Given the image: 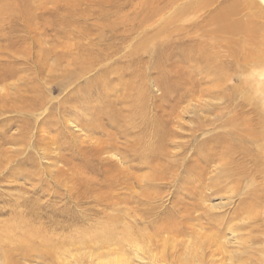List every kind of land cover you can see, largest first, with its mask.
Wrapping results in <instances>:
<instances>
[{
  "label": "rangeland",
  "instance_id": "1",
  "mask_svg": "<svg viewBox=\"0 0 264 264\" xmlns=\"http://www.w3.org/2000/svg\"><path fill=\"white\" fill-rule=\"evenodd\" d=\"M0 1V12L12 10L0 38L2 94L39 106L11 110L15 102L7 95L9 113L0 115V159L7 151L14 158L0 170V264H179L180 253L191 256L187 244L204 246L200 233L214 239L203 247L202 264H264V0ZM71 114L86 122L78 139L63 125ZM43 129L47 141L64 143L69 163H44L31 143L44 145ZM158 132L166 136L165 155L152 146L147 158L164 173L147 188L149 198L139 197L146 190L140 176L155 171L137 170L138 159L124 174L101 153L150 149ZM175 132L183 134V146L172 162ZM58 168L63 179H55ZM199 181L211 185L207 192L222 217L200 210ZM10 226L13 241L5 240ZM106 229L113 241L99 246L96 235ZM30 231L36 233L27 235L29 244L53 239L68 248L60 251L72 252L70 259L25 255L17 240Z\"/></svg>",
  "mask_w": 264,
  "mask_h": 264
},
{
  "label": "bare ground",
  "instance_id": "2",
  "mask_svg": "<svg viewBox=\"0 0 264 264\" xmlns=\"http://www.w3.org/2000/svg\"><path fill=\"white\" fill-rule=\"evenodd\" d=\"M4 1V0H3ZM14 1V0H13ZM0 2H2V1H0ZM8 3H10L9 1H7ZM3 3V2H2ZM5 6H6V4H5ZM14 6V5H13ZM17 6V5H16ZM4 8V7H3ZM12 11V10H11ZM10 10H8V11H2V9H1V12H0V38H4L5 39V37H6V34L4 33H1L2 31H3V29H5L7 26H11V23L12 22H6V18L8 17V16H10V12H11ZM13 15H14V13H13ZM227 15V13L226 14H224V16H223V18H225L226 19V16ZM229 15V14H228ZM23 16H24V14H23ZM11 17V16H10ZM9 17V18H10ZM16 17V16H15ZM222 18V19H223ZM10 21V20H9ZM13 21V20H12ZM28 23V22H27ZM19 24V23H18ZM25 24V23H24ZM26 25V24H25ZM237 25V28H239V27H241V26H243V25H240V24H236ZM14 26V25H13ZM15 26H17V25H15ZM14 26V27H15ZM21 26V25H20ZM23 26V25H22ZM27 27V26H26ZM231 27H232V25H231ZM11 28V27H10ZM31 28V27H30ZM9 29V28H8ZM17 29V28H16ZM21 29V28H20ZM240 30H241V28H239ZM13 30V29H12ZM5 31V30H4ZM15 31V30H14ZM22 31V30H21ZM23 31H25V30H23ZM32 31V30H31ZM39 31V30H38ZM27 32V31H26ZM28 32H30V30L28 31ZM12 33H14V32H12ZM19 33V32H18ZM28 34V33H27ZM9 37H10V35H9ZM29 37V36H28ZM7 40H8V38H7ZM10 40H11V37H10ZM29 40H30V38H29ZM28 40V41H29ZM31 40H32V38H31ZM34 40H36V38H34ZM46 40V39H45ZM2 41V40H1ZM43 41V40H42ZM44 42V41H43ZM37 43V42H36ZM1 45V44H0ZM5 47H6V45H4ZM3 48V47H2ZM9 49V48H8ZM73 49H76V48H73ZM80 49V48H79ZM82 49V48H81ZM201 49V48H200ZM7 50V49H6ZM9 51V50H8ZM27 52V51H26ZM32 52H34V51H32ZM37 52H39V51H37ZM54 52H55V50H54ZM11 53V52H10ZM17 53H18V50H17ZM59 53V52H58ZM58 53H57V55H58ZM81 53V52H80ZM15 54V53H14ZM27 54V53H26ZM43 54V53H42ZM69 54V53H68ZM77 54V53H76ZM18 55V54H17ZM22 55V54H21ZM62 55H63V53H62ZM64 55H65V53H64ZM70 55V54H69ZM74 55V54H73ZM81 55V54H80ZM82 55H85V54H83L82 53ZM81 55V56H82ZM16 56V55H15ZM23 56V55H22ZM37 56V55H36ZM35 56V57H36ZM59 56V55H58ZM57 56V57H58ZM66 57H67V55H65ZM56 57V56H55ZM55 57H54V59H55ZM72 57V56H71ZM85 57V56H84ZM64 58V57H63ZM19 59H22V61H23V58L21 57H19ZM53 59V58H52ZM67 59V58H66ZM86 60H88L87 58H85ZM192 59H195V57L193 58L192 57ZM214 59V58H213ZM229 59V58H228ZM15 61H17L18 62V60L17 59H14ZM64 60H65V58H64ZM72 60V59H71ZM78 60V59H77ZM262 60V59H261ZM7 61V60H6ZM5 61V62H6ZM57 61V60H56ZM89 61V60H88ZM97 61H99V60H97ZM194 60H192V62H193ZM16 62V63H17ZM21 62V61H20ZM19 62V63H20ZM58 62V61H57ZM69 61H67V63H68ZM72 62V61H71ZM80 62V61H79ZM204 62V61H203ZM213 62V61H212ZM247 62V61H246ZM8 63V62H7ZM50 63V62H49ZM82 63V62H81ZM90 63V62H89ZM88 63V64H89ZM91 63H93V62H91ZM90 63V64H91ZM195 63V62H194ZM51 64V63H50ZM49 64V65H50ZM56 64V63H55ZM73 64V63H72ZM77 64V63H76ZM93 64H95L96 65V63L94 62ZM93 64H91L90 66H91V68H92V66H93ZM101 64V63H100ZM7 65V64H6ZM60 65V64H59ZM74 65V64H73ZM82 65H86V64H82ZM99 65V64H98ZM103 65V64H102ZM193 65H195V64H193ZM196 65H197V63H196ZM51 66H54L53 65V63H52V65ZM66 66V65H65ZM72 66V65H71ZM71 66H69V67H71ZM90 66L88 65L87 66V68L86 69H88V67L90 68ZM202 66V65H201ZM211 66V65H210ZM55 67V66H54ZM51 68V69H54L55 70V68ZM95 67V66H94ZM93 67V68H94ZM103 67V66H102ZM217 67V66H216ZM10 68V67H9ZM49 68V67H48ZM62 68V67H61ZM72 68V67H71ZM81 68H84V67H81ZM81 68H80V70H81ZM90 68V69H91ZM249 68V67H248ZM260 68V67H259ZM76 69V68H75ZM78 69V68H77ZM89 69V70H90ZM97 69H98V67H97ZM99 69H101V68H99ZM60 70V69H59ZM72 70V69H71ZM85 70V69H84ZM83 69L81 70V72L82 71H84ZM94 70V69H93ZM200 70V69H199ZM51 71V70H50ZM62 71H64V70H62ZM65 71H67V70H65ZM68 71H69V69H68ZM87 71V70H86ZM98 71V70H97ZM96 71V72H97ZM201 71V70H200ZM208 71V70H207ZM87 72H90V71H87ZM201 72H203V71H201ZM211 72V71H210ZM46 73V72H45ZM60 73H61V71H60ZM3 74V73H2ZM15 74V73H14ZM44 74V73H43ZM52 74V73H51ZM54 74V73H53ZM87 74V73H86ZM85 74V75H86ZM30 75V74H29ZM31 75H33V74H31ZM34 75H35V73H34ZM55 75H58L59 76V74H54V76ZM90 75V74H89ZM45 76V75H44ZM54 76H52V78L54 77ZM66 76V75H65ZM87 76V75H86ZM34 77V76H33ZM36 77H38V74H37V76ZM42 77V76H41ZM60 77V76H59ZM61 77H63V76H61ZM67 77L69 78V74H67ZM13 78V77H12ZM47 77H45L44 79H46ZM66 78V77H65ZM87 77H85V79H86ZM96 78H98V77H96ZM212 78V77H211ZM211 78H209V79H211ZM43 79V78H42ZM56 78L54 77L53 78V80H55ZM58 79H60V78H58ZM94 79H95V77H94ZM4 80V79H3ZM38 80H39V78H38ZM47 80V79H46ZM89 80V79H88ZM36 81H37V79H36ZM58 81V80H57ZM91 81H92V78H91ZM96 81H97V79H96ZM95 81V82H96ZM104 81H107L106 79L104 80ZM43 82V81H42ZM44 82H47V81H44ZM51 82V81H50ZM66 82V81H65ZM93 82V81H92ZM257 82V81H256ZM91 83V82H90ZM99 83V82H98ZM98 83H97V85H98ZM29 84V83H28ZM105 84H106V82H105ZM105 84H102L101 83V85H104L105 86ZM244 84H245V82H244ZM70 85V84H69ZM108 85V84H107ZM106 85V86H107ZM28 86H30V85H28ZM263 86V84H261V87ZM38 87V86H37ZM83 87V86H82ZM97 87V86H96ZM108 87V86H107ZM106 87V88H107ZM264 87V86H263ZM68 88V87H67ZM101 88V87H100ZM42 89V88H41ZM45 89H47V88H45ZM92 89H94V88H92ZM159 89H160V87H159ZM241 89V88H240ZM239 89V91H241ZM6 90V87L4 86V85H0V115H5V113L6 112H8L9 110V108H7L6 106H8L9 104H7L6 103V99H5V96H7V95H9V96H11L10 94H11V92H9V93H7L5 96H4V94H2L4 91ZM14 90V89H13ZM43 90V89H42ZM245 90H249V87L247 88V89H245ZM261 90H262V88H261ZM30 91V90H29ZM37 91V90H36ZM49 91V90H48ZM214 91V90H213ZM24 92V91H23ZM41 92V91H40ZM6 93V92H5ZM31 93V92H30ZM42 94V93H41ZM49 94V93H48ZM76 94V93H75ZM77 95V94H76ZM86 95V94H85ZM218 95V94H217ZM52 96V95H51ZM62 96V95H61ZM89 96V95H88ZM55 97V96H54ZM244 97L245 98H247V99H250V97L249 96H247L246 97V93L244 94ZM11 99H13L12 101H14L15 103H14V105L12 106H10V107H13L11 110H14V111H21V108L23 107V108H25L27 105H29L31 108H33V109H35V107H37V108H39V106H37V105H35V103L36 102H31V103H27L26 105H24V101L22 100V102L23 103H20L21 101V99H22V96H20L19 94H17V93H15L14 95H12L11 97H10ZM41 97H39L38 99H40ZM51 98V97H50ZM243 98V97H242ZM53 99V98H52ZM41 100V99H40ZM66 100V99H65ZM68 100H70V97H69V99ZM78 100V99H77ZM45 101H46V99H45ZM44 101V102H45ZM53 101V100H52ZM58 101V100H57ZM74 101V100H73ZM43 102V103H44ZM67 102V101H66ZM200 102V101H199ZM41 103H42V101H41ZM40 103V104H41ZM42 103V104H43ZM50 103V102H49ZM69 103V102H68ZM113 103V102H112ZM115 103V102H114ZM134 103V102H133ZM13 104V103H12ZM18 104H23V106L21 107V105L19 106ZM39 104V103H38ZM41 104V105H42ZM50 104H52V103H50ZM75 104V103H74ZM134 104H136V103H134ZM199 104V103H198ZM86 105V104H85ZM193 105V104H192ZM205 105L206 106H209V104L207 103V104H204V108H205ZM28 106V107H29ZM154 106V105H153ZM216 106V105H215ZM45 107V106H44ZM48 107V106H47ZM200 107V106H199ZM210 107H211V105H210ZM23 108H22V110H23ZM43 107H41V109H42ZM196 108V107H195ZM204 108H202V109H204ZM48 109V108H47ZM50 109V108H49ZM59 109V108H58ZM73 109V108H72ZM153 109V108H152ZM198 109V108H197ZM208 110L210 109V108H207ZM25 110V109H24ZM27 110H29V108L27 109ZM35 110H37V109H35ZM135 110V109H134ZM137 110V109H136ZM198 110H201V109H198ZM32 111V110H31ZM39 111V110H38ZM42 111V110H41ZM69 111V110H68ZM118 112V111H117ZM205 112V111H204ZM9 113V112H8ZM19 113V112H18ZM25 113V112H24ZM78 113V112H77ZM79 113H81V112H79ZM78 113V114H79ZM195 113V112H194ZM200 113H201V111H200ZM74 114V113H73ZM199 114V113H198ZM8 115V114H7ZM11 115V114H10ZM13 115H15V114H13ZM12 115V116H13ZM20 115V114H19ZM29 115V114H28ZM82 115V114H81ZM190 115V114H189ZM60 116V115H59ZM85 116V115H84ZM78 117V116H77ZM77 117H73L72 116V114L71 115H67L66 116V118L64 119V121H63V125H65L66 126V128L67 129H69L70 131H71V134H72V137L74 138V139H78V138H80L82 135H83V133L85 132V129L84 128H86V127H84V126H82V125H84L85 123H83L82 121H81V119H78ZM151 117V116H150ZM46 118V117H45ZM81 118V117H80ZM83 118V117H82ZM24 119V118H23ZM89 119V118H88ZM143 119V118H142ZM37 120V119H36ZM18 121V120H17ZM182 121V120H181ZM113 122V121H112ZM119 122V121H118ZM105 123V122H104ZM114 123H115V121H114ZM26 124V123H25ZM195 124V123H194ZM87 125V124H86ZM224 125H226L225 123H223V126ZM88 126V125H87ZM106 126V125H105ZM110 126V125H109ZM180 127H181V125H179ZM222 126V125H221ZM27 127V126H26ZM42 127V126H41ZM51 127V126H50ZM89 127V126H88ZM108 127V126H107ZM113 127H114V124H113ZM121 127H123V125L121 126ZM121 127H120V129H121ZM140 127V126H139ZM179 127V128H180ZM92 128V127H91ZM104 128V127H103ZM110 128H112V127H110ZM118 128V127H117ZM126 128V127H125ZM130 128V127H129ZM182 128V127H181ZM42 129V128H41ZM116 129V128H115ZM123 129V128H122ZM121 129V130H122ZM127 129V128H126ZM133 129V128H132ZM159 129V128H158ZM44 130L45 129H43V134L42 133H40L39 134V138L41 139V141L44 143V145H42V144H38L37 142H31L32 143V145H37V147H36V149L40 152V157L42 158V160L43 161H45L44 163L45 164H48V165H50V166H52V165H58V163H63V162H67V160L68 159H66V157H64L63 156V153H62V149H63V145H64V143H60V144H58V143H56V142H54V143H52V142H50V141H47L45 138H43L44 137V133H46V132H44ZM68 130V131H69ZM87 130V129H86ZM108 130H109V127H108ZM112 130V129H111ZM125 130V129H124ZM162 130V129H161ZM220 130H222V127H221V129ZM118 130H116V132H117ZM128 131V130H127ZM159 131H160V129H159ZM251 131V130H250ZM103 132V131H102ZM161 132V131H160ZM180 132V131H179ZM184 132V131H183ZM189 132V131H188ZM59 133V132H58ZM91 133H92V131H91ZM249 133V132H248ZM95 134V133H94ZM97 134V133H96ZM99 134V133H98ZM97 134V135H98ZM119 134V133H118ZM121 134V133H120ZM126 134V133H125ZM148 134V133H147ZM14 135V134H13ZM33 135V134H32ZM54 135V134H53ZM87 135V134H86ZM137 135V134H136ZM174 136V138L175 139H173V138H170L169 140H171L172 141V147H174V149H175V151H177V152H174V150L173 149H171L172 151H170V148H169V151H170V155L171 156H168L167 155V158L168 159H170V160H172V162L173 161H178V150H180L181 148H182V146H183V143L182 142H179V138H182L183 137V134H181V133H178V132H175L174 134H173ZM46 136V135H45ZM114 136V135H113ZM112 136V137H113ZM117 136V135H116ZM157 136V135H156ZM185 136V135H184ZM247 136H250L249 134H247ZM52 137V136H51ZM85 137V136H84ZM165 135H159V132H158V137H157V140L155 141V144H150V149L148 148V146H147V148H144V149H142V147L140 148L138 145H136V146H138V148H135V149H133L132 147L133 146H131V147H128L127 149H126V151L124 152V153H122V152H120V151H118V154L117 155H113V154H111V155H109L108 157H104V156H107V154L109 153L108 151H106L105 149L102 151V153H101V159L103 160V161H105L104 163L108 166L110 163H112V164H114L118 169H120L121 170V172H123L124 174H125V172H126V170H129V168H130V164L132 163V165H134L133 167H137L138 165H137V163H138V159L140 160L139 161V163H140V166H141V168L140 167H137L136 169L137 170H139V171H142L143 170V168L144 169H146V168H149V169H153V167L154 166H149L150 165V160H152V159H149V158H147L148 156H150V155H148V153H150V151L152 150V146H154L156 149H158L157 151H159V152H161L162 153V155L164 154L165 155V152H163V149H164V146H166L165 145ZM18 138H19V134H17L16 136H14V140H16L17 139V141L16 142H13L12 143V145L14 146L15 145V147L16 146H18L19 145V140H18ZM86 139H87V137H85ZM111 138V137H110ZM123 138V137H122ZM53 139H54V137H53ZM84 139V138H83ZM141 140L142 139H144V137L142 136L141 138H140ZM155 139V138H154ZM58 140V139H57ZM81 140V139H80ZM134 140H138V138H137V136H135L134 137ZM32 141V140H31ZM79 141V140H78ZM120 141V140H119ZM24 143V142H23ZM98 143V142H97ZM143 143V142H142ZM49 145V146H48ZM87 145V144H86ZM130 145V144H129ZM22 146V145H21ZM24 146V145H23ZM94 146V145H93ZM101 146V145H100ZM112 145H110V147H111ZM127 146H128V144H127ZM31 147V146H30ZM87 147V146H86ZM119 147V146H118ZM145 147H146V144H145ZM235 147V146H234ZM19 148V147H18ZM88 148V147H87ZM13 149V148H12ZM90 149V148H89ZM142 149V150H141ZM154 149V148H153ZM112 150V149H111ZM120 150H121V148H120ZM123 150V149H122ZM234 150V149H233ZM232 150V151H233ZM13 151V150H12ZM18 151V149L17 150H15V152H17ZM89 151V150H88ZM99 150L97 149V152H98ZM153 151V150H152ZM263 151H264V149H263ZM20 152V151H19ZM69 152V151H68ZM81 152H83V151H81ZM96 152V153H97ZM127 152V153H126ZM5 153V152H4ZM9 152L7 151L6 152V154H5V156L4 157H2V159H0V170H1V168L2 167H4V163L5 162H7V163H10L13 159L11 158V156H9V155H7ZM95 153V154H96ZM128 153H130V155H132L131 157H129L128 156ZM28 154V153H27ZM72 154V153H71ZM85 154V153H84ZM151 154V153H150ZM17 155V154H16ZM3 156V155H2ZM96 157H97V155H96ZM99 157V156H98ZM97 157V158H98ZM103 157H104V159H103ZM83 158V157H82ZM152 158V157H151ZM235 158V157H234ZM248 158V157H247ZM36 159V158H35ZM99 159H100V157H99ZM70 160V159H69ZM85 160H87V159H85ZM167 160V159H166ZM165 160V161H166ZM53 161V162H52ZM155 161V160H154ZM227 161V160H226ZM102 162V161H101ZM42 163V162H41ZM64 163V164H65ZM67 163H69V162H67ZM152 163V162H151ZM245 163V162H244ZM44 164V165H45ZM228 165V164H227ZM237 165V164H236ZM107 166H106V168H107ZM42 167V166H41ZM163 166L161 167V168H156V171H155V173H153L152 175L150 174L149 175V173L148 174H146V175H141L140 177H141V180H142V182H143V188H146V190L145 191H143L142 193H140V195H139V197H145V198H149L148 196H147V194H146V191L147 190H150V189H152L151 187H150V184H152L154 181H156V180H158V178L162 175V172L164 173V170H163ZM168 168V167H167ZM50 170H53V169H50ZM49 170V171H50ZM65 170V169H64ZM106 170H109V168H107ZM132 170V169H131ZM250 170V169H249ZM6 171V170H5ZM61 171V170H60ZM60 171H59V168L56 170V178L55 179H59V178H61V179H63L62 178V175L60 174ZM90 171V170H89ZM219 171V170H218ZM217 171V172H218ZM220 171H221V169H220ZM213 172H214V170H213ZM212 172V173H213ZM252 173V172H251ZM51 175V174H50ZM107 175V174H106ZM118 175V174H117ZM132 175V174H131ZM204 174H202V176H203ZM136 176H138V175H136ZM178 176H179V174H178ZM87 177V176H86ZM113 177V176H112ZM133 177V176H132ZM28 178V177H27ZM66 178V177H65ZM179 178V177H178ZM177 178V179H178ZM68 179V178H67ZM87 179V178H86ZM107 179V178H106ZM115 179V178H114ZM135 179V178H134ZM164 179V178H163ZM105 180V179H104ZM140 180V179H139ZM140 180V181H141ZM160 180V179H159ZM162 180V179H161ZM199 180H202V179H199ZM232 180V179H231ZM116 181V180H115ZM114 181V182H115ZM71 182V181H70ZM110 182V181H109ZM164 182V181H163ZM58 183V182H57ZM67 183V182H66ZM184 183V182H183ZM182 183V184H183ZM188 183V182H187ZM190 183V182H189ZM62 184V183H61ZM75 185V184H74ZM188 185V184H187ZM58 186V185H57ZM183 186V185H182ZM184 186H186V185H184ZM95 187V186H94ZM181 187V186H180ZM211 185L210 184H206V183H204V182H202V181H199V183H198V185L194 188L196 191H197V195H198V200L200 201V210H202L203 211V214H207V215H210V216H217V217H222V215L221 214H219V215H217L218 213H217V211H219V208H220V206L221 205H215V206H213L212 205V203H211V199H210V194L211 193H208L207 191H210L211 190ZM62 188H64V187H62ZM147 188H150V189H147ZM66 189V188H65ZM68 189V188H67ZM193 189V190H194ZM60 190V189H59ZM119 192V191H118ZM150 192V191H149ZM187 192V191H186ZM190 192V191H189ZM131 193V192H130ZM151 193V192H150ZM154 194V193H153ZM152 194V195H153ZM192 194V193H191ZM190 194V195H191ZM135 195V194H134ZM133 195V196H134ZM67 196V195H66ZM136 197V196H135ZM261 197L262 198H264V193L263 194H261ZM151 198V197H150ZM157 198V197H156ZM158 199H159V197H158ZM163 199V198H162ZM146 200V199H145ZM157 199H154V201H156ZM161 200V199H160ZM159 200V201H160ZM213 200H214V197H213ZM151 201V200H150ZM226 201V200H225ZM263 201V200H262ZM102 202V201H101ZM152 202V201H151ZM158 202V201H157ZM242 204V203H241ZM157 205V204H156ZM152 206V205H151ZM220 209H222V208H220ZM188 210V209H187ZM199 211V210H198ZM183 212V211H182ZM260 213V212H259ZM199 214V213H198ZM187 217V216H186ZM261 217V216H260ZM184 219V218H183ZM198 219V218H197ZM248 219V218H247ZM182 225V224H181ZM167 226H168V224H167ZM178 226H179V224H178ZM17 227H19L18 225L16 226V227H14V228H17ZM170 227V226H169ZM173 227V226H172ZM177 227V226H176ZM175 227V228H176ZM235 227V226H234ZM238 227H239V225H238ZM168 228V227H167ZM174 228V227H173ZM179 228V227H178ZM13 227H11L10 226V229L9 230H7V229H5V231H4V233H6L8 236H6V235H4V237L6 238L5 240H11V241H13V240H15L14 239V235H16L15 233H16V231H15V229H13ZM169 229V228H168ZM232 229H233V226H232ZM235 230V229H234ZM28 231V230H27ZM160 231V230H159ZM31 232V231H30ZM29 232V234H26V238L24 239H18L17 241L19 242V244H20V249L23 251V253L26 255L27 254V256H29V255H31V254H39V253H43V254H47V256L49 255V256H51L52 257V259L54 260V256H56V254H57V257L60 259L61 257H60V255H62V254H64L65 255V257L67 258V256H69V258H67V259H65V261H67L68 259H70V255L69 254H71V253H67V254H65L66 253V251H60L64 246L62 245V248L61 247H59V243L57 244V245H54V243L52 242V240L53 239H50V243H51V245L50 244H48V243H46L45 241V245L43 246V244H44V242H42V243H40V245H36V246H34L33 244H29V242H28V240H29V236H30V234L31 235H35V233H34V231H32L31 233ZM184 233V232H183ZM198 233V232H197ZM197 233H196V236H197ZM200 233V232H199ZM236 233V232H235ZM237 233H238V231H237ZM127 234H128V231H127ZM201 235H203L202 237L203 238H201L202 239V241H200V242H202V245H204V246H198V244H194V246L190 249V244L191 243H189V244H187V248L189 249V251L191 252V256H189V255H185L186 253H180L181 255L178 257V259H179V261H178V259L175 261V262H178L179 264H202V262H204V260H205V254L203 253V250H205L203 247H205V245L207 244V243H212V242H214V239H212L210 236H208V235H206V234H203V233H200ZM232 234H234V233H231V235ZM27 235H29V236H27ZM98 238H97V241L100 243V245L99 246H105V245H108V244H111V242L113 241V236L111 235V233L106 229L102 234H99L98 233V235H96ZM157 236V235H156ZM60 237V236H59ZM214 238V237H213ZM216 238V237H215ZM45 239V238H44ZM168 239V238H167ZM231 239H233V238H231ZM231 239L230 240H227V241H229V243H232V241H231ZM240 240H241V238H239ZM1 240V239H0ZM47 240V239H46ZM49 240V239H48ZM173 241H175L174 239H172ZM218 240V239H217ZM226 240V239H225ZM242 240H243V238H242ZM71 241V240H70ZM165 242V241H164ZM163 242V243H164ZM176 242V241H175ZM183 242V241H182ZM217 242V241H216ZM168 243V242H167ZM167 243H166V245H167ZM178 243V242H177ZM186 243H187V241H186ZM237 243V242H236ZM64 244H66V243H64ZM171 244V243H170ZM223 244V243H222ZM245 244V243H244ZM208 245V244H207ZM212 245V244H211ZM61 246V245H60ZM66 246V245H65ZM172 246V245H171ZM180 246V245H179ZM40 247H44L45 248V250L44 251H41V250H39V248ZM177 247H178V245H173V247L172 248H170V250H172V251H174L175 252V250H177ZM65 248V247H64ZM67 248V247H66ZM65 248V249H66ZM103 248V247H102ZM68 249V248H67ZM180 249V248H179ZM242 249V248H241ZM169 250V251H170ZM183 250V249H182ZM28 251V252H27ZM139 252H141V250H138ZM206 251H207V249H206ZM9 253V254H8ZM212 254V253H211ZM67 255V256H66ZM171 255V254H170ZM4 256H6V258H3L4 260H7V259H9L8 260V262H10V259H11V257H12V254H11V251H8V250H6V254L4 255ZM3 257V256H2ZM56 257V258H57ZM209 257V256H208ZM262 257H264V255L262 256ZM40 258V257H39ZM167 258V257H166ZM0 259H1V257H0ZM51 259V258H50ZM59 259H55V261L57 260H59ZM62 259V258H61ZM176 259V258H175ZM174 259V260H175ZM25 260V259H24ZM173 260V259H172ZM23 262L22 260H16L15 261V259L14 258H12V260H11V262ZM54 261V262H55ZM70 261H73V260H70ZM260 262H262L261 260H259ZM0 262H5V261H2V260H0ZM113 262H117V261H113ZM126 262H129V260L128 261H126ZM168 262V261H167ZM174 262V261H173ZM171 263V262H170Z\"/></svg>",
  "mask_w": 264,
  "mask_h": 264
}]
</instances>
